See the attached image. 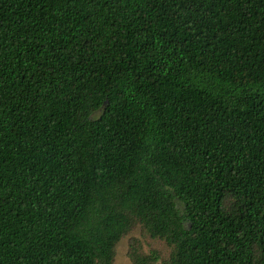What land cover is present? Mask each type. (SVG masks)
Instances as JSON below:
<instances>
[{"label":"trees","instance_id":"1","mask_svg":"<svg viewBox=\"0 0 264 264\" xmlns=\"http://www.w3.org/2000/svg\"><path fill=\"white\" fill-rule=\"evenodd\" d=\"M135 224L264 264V0H0V264H112Z\"/></svg>","mask_w":264,"mask_h":264},{"label":"rangeland","instance_id":"2","mask_svg":"<svg viewBox=\"0 0 264 264\" xmlns=\"http://www.w3.org/2000/svg\"><path fill=\"white\" fill-rule=\"evenodd\" d=\"M129 247H134L144 255L155 252L159 258L154 264H162L169 253V248L162 240L150 238L139 225L135 224L114 245L112 264H132L128 256Z\"/></svg>","mask_w":264,"mask_h":264}]
</instances>
